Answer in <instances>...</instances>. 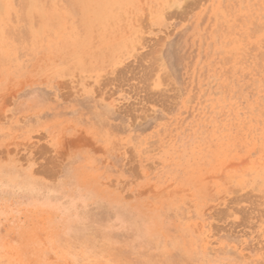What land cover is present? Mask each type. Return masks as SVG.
<instances>
[{
	"label": "rangeland",
	"instance_id": "obj_1",
	"mask_svg": "<svg viewBox=\"0 0 264 264\" xmlns=\"http://www.w3.org/2000/svg\"><path fill=\"white\" fill-rule=\"evenodd\" d=\"M0 264H264V0H0Z\"/></svg>",
	"mask_w": 264,
	"mask_h": 264
}]
</instances>
